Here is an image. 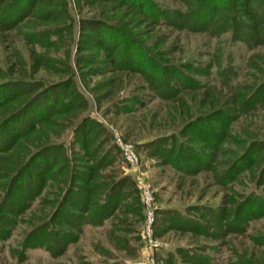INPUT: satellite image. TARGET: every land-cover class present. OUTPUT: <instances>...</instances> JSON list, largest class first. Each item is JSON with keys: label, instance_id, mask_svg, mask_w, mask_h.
Returning <instances> with one entry per match:
<instances>
[{"label": "trees", "instance_id": "1", "mask_svg": "<svg viewBox=\"0 0 264 264\" xmlns=\"http://www.w3.org/2000/svg\"><path fill=\"white\" fill-rule=\"evenodd\" d=\"M53 1L57 3L0 0V35L14 30L29 31L25 38L44 47V41L57 32L55 29L51 32L29 29L31 20L58 24L64 18L65 22L71 18L65 0ZM116 1L145 15L156 25L167 24L181 31L214 38L229 34L228 41L232 46L236 43L245 44L249 49L264 46V0H176L184 5V11L169 8L156 0ZM39 2L52 8L35 11ZM97 23L98 26H84V29L116 35L114 40H106V43L115 48L114 56L124 70L129 68L124 57L127 56L130 62L138 56V63L132 69L145 73L157 99L174 101L181 96L182 90L212 89L201 86L199 80L192 77V74H200L197 62L163 64L140 40L114 26L101 27V22ZM104 43L101 40L97 47L101 48ZM50 45L55 48L57 43L52 41ZM66 58L63 61L47 54L36 56L35 61L43 68L58 75H68L66 80L52 84L31 80L23 70L5 72L0 66V242L9 240L18 225L27 224L29 230L18 244L20 260L26 258L29 250L39 247H44L53 258L64 255L68 247L80 239L85 225L104 226L119 208L137 201L131 194L133 189L123 192L128 186V178L101 174L103 167L114 162L115 151L103 149L105 140L101 135L105 137V133L100 125L75 115L82 108L83 100L74 88L70 57ZM77 59L79 64L85 57L78 55ZM247 64L255 74H249L250 82L242 83L235 82L236 71L232 66L230 69L218 66V78L223 76L226 80L215 82L213 87L217 86L227 94L215 96L216 100L212 102L215 107L207 104L206 107L211 109L205 114H193L177 132L144 146L150 155H163L183 174L208 172L220 186L246 175L254 185V191L243 196L235 193L218 208H189L187 213H197L199 219L194 216L187 219L177 210L167 211L166 219L173 230L212 237L210 231L217 230L221 239L226 234L242 233L244 224L264 217V138L253 133V139H250L231 129V124L241 116L264 108V64L255 66L253 58H249ZM208 67L212 69L211 64ZM13 74L18 76L13 78ZM67 90L68 96L54 106V96ZM50 127L62 129L55 132L56 135L69 130L72 141L66 144L51 140L47 131ZM34 135L38 137L30 141ZM189 136L197 143L185 140ZM71 145L77 150H71ZM36 200L40 202L41 213L26 220L24 215ZM250 240L252 245L264 248V235L252 236ZM235 255L236 261L228 264H256L252 254L250 258L237 252ZM183 257L191 264H208V259L198 261L189 253Z\"/></svg>", "mask_w": 264, "mask_h": 264}, {"label": "rangeland", "instance_id": "2", "mask_svg": "<svg viewBox=\"0 0 264 264\" xmlns=\"http://www.w3.org/2000/svg\"><path fill=\"white\" fill-rule=\"evenodd\" d=\"M156 1L175 10H185L184 5L176 0ZM65 2L71 16L69 22H65L64 18L58 24H44L33 18L28 25L29 29L35 31L56 30L57 33L51 34L52 36L44 41V47L25 38L24 35H29V31L22 30L23 33L14 30L1 34L0 66L5 72L23 70L31 80L52 84L66 80L68 75H58L43 68L35 61L36 56L47 54L63 61L70 57L74 88L83 100L82 108L75 115L87 117L100 125L105 133V137L101 135L105 140L103 149L110 148V151L113 148L115 151L114 162L103 167L101 174L128 178V186L123 192L133 189L131 194L137 201L128 202L127 208H119L104 226L85 225L80 239L69 246L64 255L55 258L44 247H39L29 250L26 258L20 260L18 244L29 227L27 224L18 225L9 240L0 242V264H191L192 262L183 257L185 253H189L198 261L200 258L208 259V264H228L230 261H236V252L238 255L244 254L246 258H250L252 254L256 264H264V248L252 245L250 240L252 236L264 235V217L244 224L242 233L226 234L219 239L217 230L210 231L214 237L173 230L165 215L167 211L177 210L187 219L188 216L199 219L197 213H187L188 209L196 206L218 208L235 193L243 196L254 191V185L248 181L246 175H241L238 181L229 185L220 186L208 172L183 174L174 169L169 164L170 160L163 155L153 156L144 149L148 142L177 132L182 123L193 114H205L211 109L206 105H213L215 96L227 94L219 87H213L215 82L226 80L223 76L218 78V66L224 69H230L232 66L236 71L235 82H250V75L255 74V71L247 66L248 59L253 58L255 66L264 64V46L253 49L242 43L232 46L228 41L229 34L214 38L207 34L181 31L167 24L156 25L150 18L127 6L119 5L116 0ZM46 3L56 4L57 1L46 0ZM49 8L52 7H47L44 3L41 5L39 2L35 11H46ZM98 21L101 22V27L111 25L140 40L163 64L197 62V67L201 68L200 74H192V77L199 80L201 86H209L212 89L201 87L202 89L194 91L182 90L181 96L174 101L157 99L147 83L145 73L141 74L137 69H132L135 63H138V56H134L130 62L127 56L124 57V62L129 63L128 70H124L118 65L116 55L114 56L115 48L106 43L114 40L116 35L110 33L108 36L105 31H99L97 34L84 29V26H98ZM87 33L91 34L88 35L91 38L84 35ZM101 40L105 43L99 48L97 46ZM52 41L57 43L56 49L51 47ZM78 55L85 57L79 64ZM210 64L212 69L208 67ZM16 76L18 75L13 74V78ZM68 92L67 90L56 94L54 106H58ZM187 112L191 114L188 115ZM68 115L70 114L66 116ZM71 116L72 114L69 117ZM74 121L72 119V122ZM231 129L244 133L243 135L250 139H253V133L263 139L264 108L248 116H241L231 124ZM60 130L62 129L59 127H50L47 131L51 140L69 144L72 141L70 131L64 130L56 135L55 132ZM38 136L34 135L30 141ZM192 138L189 136L185 140L192 144L197 143ZM120 143L136 154L137 165L131 167L124 161ZM69 148L77 150L74 145ZM145 192H149L152 198V244L145 234ZM37 200L24 215L26 220L41 213L40 202ZM129 208L132 210H128ZM207 229L209 230V227Z\"/></svg>", "mask_w": 264, "mask_h": 264}, {"label": "built area", "instance_id": "3", "mask_svg": "<svg viewBox=\"0 0 264 264\" xmlns=\"http://www.w3.org/2000/svg\"><path fill=\"white\" fill-rule=\"evenodd\" d=\"M120 148L122 150V155L124 158V161L131 167H134L135 165H137L138 162V158L136 156V154L128 147V146H124L123 144L120 143ZM151 195L149 192H145L144 193V203L147 209V225L145 228V234H146V238L148 239L149 243L152 244V223L154 220V216H153V211H152V203H151ZM151 209V210H150Z\"/></svg>", "mask_w": 264, "mask_h": 264}]
</instances>
